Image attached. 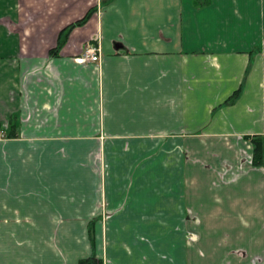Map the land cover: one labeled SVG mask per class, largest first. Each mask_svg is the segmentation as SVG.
Here are the masks:
<instances>
[{"label": "crops", "instance_id": "0c3cea01", "mask_svg": "<svg viewBox=\"0 0 264 264\" xmlns=\"http://www.w3.org/2000/svg\"><path fill=\"white\" fill-rule=\"evenodd\" d=\"M255 137L264 0H0V264H264Z\"/></svg>", "mask_w": 264, "mask_h": 264}, {"label": "trees", "instance_id": "16d2710c", "mask_svg": "<svg viewBox=\"0 0 264 264\" xmlns=\"http://www.w3.org/2000/svg\"><path fill=\"white\" fill-rule=\"evenodd\" d=\"M95 10L91 9L86 15L85 17H83L81 20L71 23L69 26H67V28L65 29V31L63 30V32L61 33V39L59 42V49L60 46H62L61 44L64 43V38L63 37H67L70 33V31L76 27V26H81L84 25L89 18L92 16L93 12ZM56 53L59 52V50H55ZM253 143H254V156H253V164L256 166H261L264 163V142L263 139L260 137H255L253 139ZM97 261L94 257H91L89 259L83 260L80 264H90L92 262Z\"/></svg>", "mask_w": 264, "mask_h": 264}, {"label": "built area", "instance_id": "2783aa9c", "mask_svg": "<svg viewBox=\"0 0 264 264\" xmlns=\"http://www.w3.org/2000/svg\"><path fill=\"white\" fill-rule=\"evenodd\" d=\"M77 63L95 62L99 63L101 61V52L99 46L90 45L85 48L83 53L74 58ZM90 264H99L92 262Z\"/></svg>", "mask_w": 264, "mask_h": 264}, {"label": "rangeland", "instance_id": "374dc122", "mask_svg": "<svg viewBox=\"0 0 264 264\" xmlns=\"http://www.w3.org/2000/svg\"><path fill=\"white\" fill-rule=\"evenodd\" d=\"M96 263H99L98 261H95Z\"/></svg>", "mask_w": 264, "mask_h": 264}]
</instances>
